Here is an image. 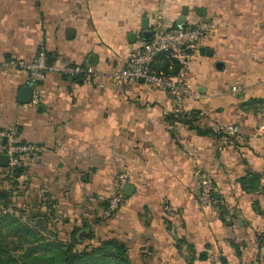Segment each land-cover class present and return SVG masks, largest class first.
Instances as JSON below:
<instances>
[{
  "label": "crops",
  "instance_id": "0c3cea01",
  "mask_svg": "<svg viewBox=\"0 0 264 264\" xmlns=\"http://www.w3.org/2000/svg\"><path fill=\"white\" fill-rule=\"evenodd\" d=\"M183 7L185 26L198 19L216 25L188 64L192 96L183 108L196 114L191 124L170 120L166 92L108 78L143 42L144 18L149 28L161 12L165 27L176 29ZM40 47L64 64L93 66L97 76L76 81L50 73L33 106L21 98L27 73L0 67V130L15 127L19 142L43 149L38 160H24L17 177L0 166V192L19 190L22 208L27 199L41 213L48 202V223L61 238L83 229L92 246L116 241L131 264L263 257L264 0H0V62H31ZM225 125L238 134H200ZM197 169L228 211L197 202ZM121 174L133 191L105 218Z\"/></svg>",
  "mask_w": 264,
  "mask_h": 264
},
{
  "label": "built area",
  "instance_id": "2783aa9c",
  "mask_svg": "<svg viewBox=\"0 0 264 264\" xmlns=\"http://www.w3.org/2000/svg\"><path fill=\"white\" fill-rule=\"evenodd\" d=\"M215 29V23L206 19H198L196 22L186 25L183 30L166 28L162 13L157 12L149 26L151 39L148 42H141L139 48L130 54L123 69L112 73L108 78L119 87H130L141 80L147 86L166 92L174 104L172 114L179 119H189L192 115L191 112L183 108L184 100L192 96L186 82L188 64L198 43L213 33ZM161 53L168 54L178 63L180 69L177 75L163 77L151 69L156 57ZM0 67L27 73L28 87L32 90L30 104L33 106H37L39 103V85L50 73L71 80L82 79L84 81H89L97 76L94 67L88 64L67 65L57 57L50 62L44 47L38 49L31 62L5 59L0 62ZM214 132L236 136L239 131L234 126L225 125L215 127ZM42 152V147L19 142L17 128L0 130V155L7 157V167L10 170L24 168L25 159L38 160ZM195 175L198 181L197 202L203 206L216 203L220 209L228 211V205L224 200L216 201L214 199L215 189L207 173L202 169H197ZM126 180L125 174L119 175L117 188L109 198L104 211L105 218L111 217L122 205L124 201L122 188L126 184Z\"/></svg>",
  "mask_w": 264,
  "mask_h": 264
},
{
  "label": "trees",
  "instance_id": "16d2710c",
  "mask_svg": "<svg viewBox=\"0 0 264 264\" xmlns=\"http://www.w3.org/2000/svg\"><path fill=\"white\" fill-rule=\"evenodd\" d=\"M47 57L51 62L53 58L48 55ZM151 69L160 76L169 77L177 75L180 67L168 54L161 53L156 57ZM254 103L258 104V101ZM191 114L189 119H179L171 114L170 120L191 124L196 120V114L192 112ZM200 134L223 136L214 131ZM23 169H12L13 175L16 177L21 175ZM45 203L48 204L46 213L53 216L51 204ZM14 204L9 192H0V264H131L124 245L108 240L92 246L86 243L92 239V236L83 229H73L66 238H61L57 229L52 230L47 227L50 218H47L46 213L34 211L36 207L34 202L29 208L26 205L25 209L21 210V213L27 216L24 221L23 216H17ZM26 209H29L28 212ZM38 219L43 220V229L39 228ZM258 244L259 249L263 250L264 259V239H259ZM198 260L206 261L207 255L201 254ZM220 264L228 263L221 260Z\"/></svg>",
  "mask_w": 264,
  "mask_h": 264
},
{
  "label": "water",
  "instance_id": "95a60500",
  "mask_svg": "<svg viewBox=\"0 0 264 264\" xmlns=\"http://www.w3.org/2000/svg\"><path fill=\"white\" fill-rule=\"evenodd\" d=\"M188 12H189V9L187 7H183L181 9L180 16H179V18L177 19V22H176V29L177 30H183L185 28L186 17L188 16ZM197 13L201 17V15L199 14V11H197ZM141 31H142V34H141L142 40L144 42H148L151 39V32L149 31L148 21H147L146 18H144L141 21ZM135 39H136V36L134 34H131L128 37V40L131 43H134L135 42ZM203 52H204L203 49H199V53L200 54H203ZM89 63H90V59H89ZM139 83H142V81L140 80ZM31 96H32V90H31V88L27 87V88H25V89H23L21 91V98H22V102L23 103H29L30 100H31ZM7 163H8L7 157L6 156H3V155H0V166L7 167ZM132 191H133V187L130 186V185H128V184H125L123 186V188H122L123 195L126 198L127 197H130ZM214 199L216 201H218L219 200L218 195H215L214 196ZM37 223H38L39 228L40 229H43V225H42L41 219H38L37 220Z\"/></svg>",
  "mask_w": 264,
  "mask_h": 264
},
{
  "label": "rangeland",
  "instance_id": "374dc122",
  "mask_svg": "<svg viewBox=\"0 0 264 264\" xmlns=\"http://www.w3.org/2000/svg\"><path fill=\"white\" fill-rule=\"evenodd\" d=\"M7 192H9L11 194V197H13V201L15 203L14 206H15V209L17 211V216L18 217L23 216V221H24L25 219H27V216H25L24 213H21V210L23 209L22 208V196H21V193H19V190H14L13 188L9 189ZM23 198H25V196ZM23 202H24V206L27 205L28 208L32 204V201L31 202H27V199L23 200ZM28 210L29 209H26V212H28ZM41 221H42V225H43L44 222H43L42 219H41ZM47 224H48L47 227L49 229H52V230L54 229V226L52 224L50 225V222L47 223ZM259 254H253V258H252L253 261L248 262L247 264H264V259L261 256V253H259ZM215 263H217V261H215ZM209 264H213V262H211Z\"/></svg>",
  "mask_w": 264,
  "mask_h": 264
}]
</instances>
